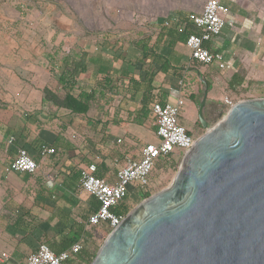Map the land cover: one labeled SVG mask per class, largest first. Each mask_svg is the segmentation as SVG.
I'll return each mask as SVG.
<instances>
[{"label": "crops", "instance_id": "obj_1", "mask_svg": "<svg viewBox=\"0 0 264 264\" xmlns=\"http://www.w3.org/2000/svg\"><path fill=\"white\" fill-rule=\"evenodd\" d=\"M220 1L234 25L204 46L223 56L229 66L225 70L191 59L185 41L178 39L182 34L174 25H164L177 14L190 13L187 0H151L146 58L141 55L142 46L115 43V30L104 32L97 46L70 45L66 42L70 29L60 27L64 16L56 7L37 10L31 19L20 12L18 29L9 18L2 21L0 253L6 252L9 258L0 259V264H26L41 242L59 253L83 239L81 251L91 250L95 228L87 220L98 202L80 189L79 171L100 154L95 175L114 182L116 170L126 159H138L144 144L156 143L150 110L155 100L174 103L181 97V124L191 135L200 136L204 133L198 119L201 102L207 126H212L228 110L225 96L264 97V19L244 0ZM141 29L136 41L142 38ZM13 30H19L17 35ZM46 30L50 31L45 37ZM75 55L82 57L84 69L76 74L73 94L83 90L95 97L84 114L44 102L45 91L63 94L59 77L69 62L80 61ZM41 145L54 148L55 155L42 158ZM21 148L39 164L36 175L4 172ZM164 162L156 163L155 174ZM138 196L141 193L131 187L125 201ZM125 201L115 213L128 209Z\"/></svg>", "mask_w": 264, "mask_h": 264}, {"label": "water", "instance_id": "obj_2", "mask_svg": "<svg viewBox=\"0 0 264 264\" xmlns=\"http://www.w3.org/2000/svg\"><path fill=\"white\" fill-rule=\"evenodd\" d=\"M203 107L204 133L170 183L122 217L89 264H264V97L212 126Z\"/></svg>", "mask_w": 264, "mask_h": 264}, {"label": "built area", "instance_id": "obj_3", "mask_svg": "<svg viewBox=\"0 0 264 264\" xmlns=\"http://www.w3.org/2000/svg\"><path fill=\"white\" fill-rule=\"evenodd\" d=\"M226 6L220 0H206L201 9L188 13L187 22H180L173 16L164 22L165 26L174 25L180 33L187 32L185 46L190 58L202 65L215 64L219 70L228 69L220 53H213L204 44L210 43L218 37L226 27L234 25V19L225 15ZM240 99L229 96L223 98V103L232 107ZM184 107L181 97H176L174 103L161 104L155 100L150 110L152 112V124L155 127L156 143H146L139 151L138 159L128 158L115 173L114 182L98 178L95 175L97 163L101 160L100 154L93 157L79 171L80 189L93 196L98 202V208L89 215L87 225L95 228L106 225L111 231L121 221L122 216L115 213L114 209L121 205L131 187L138 193L156 191L155 166L159 160L165 162L176 151L182 155L187 152L194 143L193 136L181 124L180 117ZM56 151L47 145H41L39 155L45 158L55 155ZM39 164L25 149H18L16 157L4 168L5 173H26L36 175ZM83 247V239L71 244L66 250L59 253L53 252L46 242L38 244L27 257L26 264H64L72 262L78 264V255ZM6 252L0 253L1 260H7Z\"/></svg>", "mask_w": 264, "mask_h": 264}, {"label": "rangeland", "instance_id": "obj_4", "mask_svg": "<svg viewBox=\"0 0 264 264\" xmlns=\"http://www.w3.org/2000/svg\"><path fill=\"white\" fill-rule=\"evenodd\" d=\"M174 1L186 2V0ZM187 1L191 6L189 11L196 12L201 9L206 0ZM244 1L246 5H251L257 13H260L264 19V0ZM46 6L56 7V10L59 9L64 16L60 18L59 25L61 28L70 29L66 42L72 46H83L84 42L97 46L103 33L109 30H115V34H117L113 39L114 42L116 43L117 40V42L124 43V46L134 44L139 27L142 28L140 32L143 38L151 36V0H0V24L3 20L8 21L7 18H9L8 22H12L13 28H15L19 23L16 22V19L19 18L20 12L28 13L29 19H31L37 10L45 11ZM31 14L33 15L31 16ZM24 22L26 21L23 20L22 23ZM15 23H17L16 26ZM50 23H52L51 20ZM18 31L13 30V34ZM49 31H45V37ZM197 135L193 132L194 140L199 137ZM180 160V152L176 151L169 161L161 165L160 170L155 174V192L170 183L179 167ZM141 200L138 196V198L125 201V203L128 204L130 211ZM92 231H94L93 242L99 247L107 234L101 227H95Z\"/></svg>", "mask_w": 264, "mask_h": 264}, {"label": "trees", "instance_id": "obj_5", "mask_svg": "<svg viewBox=\"0 0 264 264\" xmlns=\"http://www.w3.org/2000/svg\"><path fill=\"white\" fill-rule=\"evenodd\" d=\"M180 22H187L188 15L181 17L177 14ZM182 34L183 38H178L179 40H186L187 32L179 33ZM67 46V45H65ZM134 46H142L140 49L141 55L146 58V55L150 51L148 49V39L141 38L140 41H136ZM80 59L78 62H69V68L67 67L65 71L59 77V83L62 86L63 94L58 96L50 91H45L44 94V102L51 103L57 107H62L64 109L69 110L75 114H84L90 109L91 103L95 100V97L92 94L85 93L83 90H79L76 95L73 94L74 86H75V78L78 71H82L84 69V65L82 62V57L75 55ZM74 59V58H72ZM66 61V60H65ZM108 84V82H107ZM151 193L149 192H142L141 199H145L149 197ZM129 212L128 209L122 210L121 216L124 217ZM104 226V232L108 234L110 230L106 225ZM91 245L90 251H81L79 253L80 262L78 264H89L93 257L95 256L98 246L94 243H89ZM64 264H73L72 262H66Z\"/></svg>", "mask_w": 264, "mask_h": 264}]
</instances>
